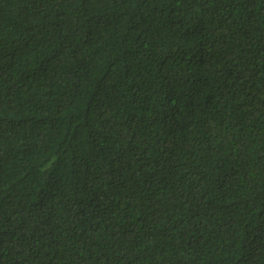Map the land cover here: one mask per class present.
<instances>
[{
  "label": "trees",
  "instance_id": "1",
  "mask_svg": "<svg viewBox=\"0 0 264 264\" xmlns=\"http://www.w3.org/2000/svg\"><path fill=\"white\" fill-rule=\"evenodd\" d=\"M0 264H264V0H0Z\"/></svg>",
  "mask_w": 264,
  "mask_h": 264
}]
</instances>
